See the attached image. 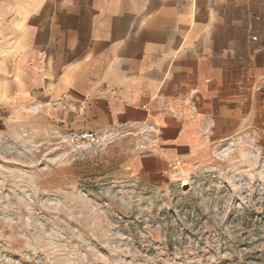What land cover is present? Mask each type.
<instances>
[{
	"label": "crops",
	"instance_id": "1",
	"mask_svg": "<svg viewBox=\"0 0 264 264\" xmlns=\"http://www.w3.org/2000/svg\"><path fill=\"white\" fill-rule=\"evenodd\" d=\"M0 110L125 140L154 188L222 142L264 151V0H0Z\"/></svg>",
	"mask_w": 264,
	"mask_h": 264
},
{
	"label": "rangeland",
	"instance_id": "2",
	"mask_svg": "<svg viewBox=\"0 0 264 264\" xmlns=\"http://www.w3.org/2000/svg\"><path fill=\"white\" fill-rule=\"evenodd\" d=\"M72 132L0 110V264H240L264 248V151L250 138L154 188L127 173L125 140Z\"/></svg>",
	"mask_w": 264,
	"mask_h": 264
},
{
	"label": "built area",
	"instance_id": "3",
	"mask_svg": "<svg viewBox=\"0 0 264 264\" xmlns=\"http://www.w3.org/2000/svg\"><path fill=\"white\" fill-rule=\"evenodd\" d=\"M70 137L72 141L76 144H95L100 141V137L96 132L85 130L79 132H72L70 133Z\"/></svg>",
	"mask_w": 264,
	"mask_h": 264
},
{
	"label": "trees",
	"instance_id": "4",
	"mask_svg": "<svg viewBox=\"0 0 264 264\" xmlns=\"http://www.w3.org/2000/svg\"><path fill=\"white\" fill-rule=\"evenodd\" d=\"M264 252V248L260 241H257V248L248 252L242 256L240 264H249L251 261H258L261 258V255Z\"/></svg>",
	"mask_w": 264,
	"mask_h": 264
}]
</instances>
